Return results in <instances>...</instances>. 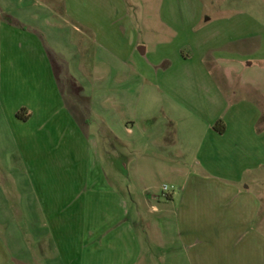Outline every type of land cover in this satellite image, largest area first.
Segmentation results:
<instances>
[{"label":"crops","instance_id":"1","mask_svg":"<svg viewBox=\"0 0 264 264\" xmlns=\"http://www.w3.org/2000/svg\"><path fill=\"white\" fill-rule=\"evenodd\" d=\"M39 1L0 0V142L9 157L20 141L18 134L24 140L27 179L42 199L35 212L38 222L26 228L32 242L30 261L264 264V44L235 54L236 64L218 61L212 75L206 74L209 79L192 83L200 87L198 94L213 99L209 111L193 109L186 100L169 101L168 121L140 132L148 147L168 151L164 159L185 166L171 170L180 191L168 197L170 221L150 224L155 237L146 242L137 224L129 221L128 194L118 191L112 176L101 169L90 121L61 107L60 64L33 31ZM4 14L18 26L4 23ZM256 38L249 35V40ZM226 84L231 93L225 91ZM14 91L19 98L12 96ZM227 98L238 102L226 112ZM143 120L149 124L156 117ZM175 122L174 137L169 124ZM34 144V150L52 146L59 157L54 153V162H39ZM64 166L73 173H59ZM64 196L71 201L64 204ZM135 211L140 214L138 207Z\"/></svg>","mask_w":264,"mask_h":264},{"label":"rangeland","instance_id":"2","mask_svg":"<svg viewBox=\"0 0 264 264\" xmlns=\"http://www.w3.org/2000/svg\"><path fill=\"white\" fill-rule=\"evenodd\" d=\"M40 1L33 31L60 64L61 107L90 121L101 169L112 176L118 191L128 194L129 221L147 242L154 235L150 224L170 221L172 207L166 203L180 191L171 170L185 166L164 159L168 151L148 147L140 132L168 121L169 101L182 99L193 109L210 110L213 99L198 94L200 87L192 83L209 79L206 74L218 61L236 64L235 54L264 44V0H45L46 7ZM8 15L1 16L3 22L18 26ZM253 33L256 40H249ZM225 91L231 93L227 84ZM12 96L19 98V91ZM50 101L54 109L56 103ZM237 102L225 99L224 110ZM150 115L156 120L145 123L144 116ZM171 125L175 137L178 123ZM260 126L264 128V119ZM18 140L9 157L0 142V264H40L28 258L32 242L26 228L38 222L35 212L42 199L36 184L27 179L29 150L19 134ZM34 147L41 163L44 158L54 162V153L59 157L52 146ZM72 170L64 166L59 173L69 175ZM165 186L170 192H164ZM64 197V204L71 201Z\"/></svg>","mask_w":264,"mask_h":264},{"label":"built area","instance_id":"3","mask_svg":"<svg viewBox=\"0 0 264 264\" xmlns=\"http://www.w3.org/2000/svg\"><path fill=\"white\" fill-rule=\"evenodd\" d=\"M164 192H170V188L168 186L164 187Z\"/></svg>","mask_w":264,"mask_h":264}]
</instances>
